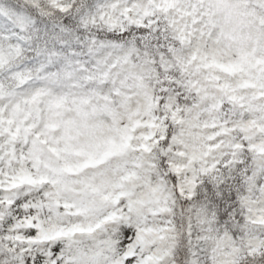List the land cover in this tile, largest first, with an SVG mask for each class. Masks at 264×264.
Returning <instances> with one entry per match:
<instances>
[{
    "label": "snow or ice",
    "instance_id": "snow-or-ice-1",
    "mask_svg": "<svg viewBox=\"0 0 264 264\" xmlns=\"http://www.w3.org/2000/svg\"><path fill=\"white\" fill-rule=\"evenodd\" d=\"M0 264H264V0H0Z\"/></svg>",
    "mask_w": 264,
    "mask_h": 264
}]
</instances>
